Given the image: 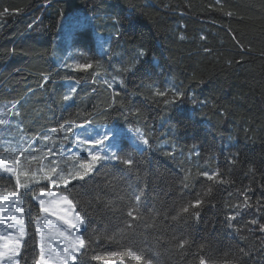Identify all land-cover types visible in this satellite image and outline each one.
<instances>
[{
	"label": "trees",
	"instance_id": "trees-1",
	"mask_svg": "<svg viewBox=\"0 0 264 264\" xmlns=\"http://www.w3.org/2000/svg\"><path fill=\"white\" fill-rule=\"evenodd\" d=\"M108 38L113 55L102 58L101 76L123 79V86L117 80L108 88L92 82L93 70L62 67L85 57L101 60L98 44ZM140 48L147 55L135 70L118 71ZM69 85L76 94L65 102ZM155 88L184 96L165 106L157 103ZM115 91L124 106L108 108ZM13 103L19 115L10 110ZM0 115L8 121L0 124L3 155V143L18 147L21 137H40L38 147L48 130L66 121L140 127L148 135L149 146L132 153L135 170L101 164L98 175L74 182L84 185L74 197L89 235H101L93 244L98 254L131 245L153 264H200L201 258L206 264H264V0H0ZM60 143L67 144L65 152L75 148ZM207 164L226 182L207 180ZM14 186V178L0 180V189ZM139 189L145 191L143 220L133 221L135 229L122 240L106 242L103 236L131 220L127 206ZM22 191L31 214H38L30 190ZM198 196L204 200L198 220L188 214L172 219ZM28 232L20 264H34L39 253L34 226ZM181 239L189 240L183 249Z\"/></svg>",
	"mask_w": 264,
	"mask_h": 264
},
{
	"label": "snow or ice",
	"instance_id": "snow-or-ice-1",
	"mask_svg": "<svg viewBox=\"0 0 264 264\" xmlns=\"http://www.w3.org/2000/svg\"><path fill=\"white\" fill-rule=\"evenodd\" d=\"M217 3H220V0H217ZM228 15H231V13H228ZM114 23L119 24V20H114ZM119 36V29H117L114 37L118 40ZM180 38L184 39L183 36ZM98 46L101 60L85 57L83 60L74 61L70 64L65 63L62 67L83 73L93 70L92 82H102L108 88H112L117 80L123 86V79L113 77L112 80H107L101 76L104 69L102 58L107 56L111 60L113 55L111 38L102 39ZM70 55L71 53H69ZM81 55H84L82 51ZM146 55L147 51L145 49H138L136 56L117 70L125 73L133 72L136 65ZM48 80L49 75H43V83H47ZM41 87H43V84ZM68 89L62 96V100L65 102L72 101L76 94L75 86L69 85ZM153 95L159 98L157 103L168 106L175 104L177 100L184 96V93L175 88L163 91L155 88ZM119 96L120 93L115 91L108 108L115 105L124 106L123 100L116 99ZM10 110L19 115L16 103L12 104ZM7 123L8 121L0 119V124ZM90 126L96 127L95 122L90 119L85 120L83 123L75 121L61 123L58 128L53 127L48 130L42 137V141L46 143L42 142L36 148H33V144L40 137H33L30 140L21 137L18 147H10L7 143L2 144V151L7 155L0 154V173L6 174L7 177H14L15 186L11 190L7 188L0 189V264H20L21 249L28 246L25 238L29 234L30 225L34 226V234L39 237V253L34 259V264H78V262L79 264H88L89 259L98 262V264H110L113 258L115 261H119V264H125L123 256L136 261L137 264H140L142 259L143 264H153L151 259L144 257L143 251L141 254H137L131 245H121L125 248V251L121 253L113 251L106 255L98 254L94 250L93 244L100 241L101 235H89L84 210L83 208L78 210L79 201L74 197V190L84 186L74 182H84L94 172L98 175V166L101 164L108 167L118 163L124 165L129 171L135 170L138 161L132 153H142L144 148L149 146L148 135L140 127L116 128L106 126H101L104 127L102 133L96 132L93 135L88 130ZM69 138H71L75 148L79 149V152L66 153L63 151L64 145L60 141ZM127 141H130L131 144H128ZM34 152L39 153V155H33ZM31 162H38V166L31 167ZM202 175L209 181L226 182L223 178H219V171L211 174L204 172ZM22 176L25 177L23 181L21 180ZM188 178V175L184 177L183 187L185 188L188 187ZM4 179L5 176L0 175V180ZM42 181H47V183L39 187L38 190L32 189L33 199L39 204V212L41 213L32 220L31 208L33 206L30 204L25 205L24 197L28 195V192L22 190L30 189L31 185H40ZM69 185H72V187H69ZM211 191L212 188L209 187L203 195L207 196ZM144 197L145 191L143 189L132 192L130 196L132 202L128 204L126 212L127 217H130L131 220H125V226L117 232L103 236L106 242L122 240L127 230L135 229L136 225L133 224V221L143 220L141 207ZM108 203L111 204L112 202ZM203 203V198L198 196L194 201L182 204L172 219H177L181 214H188L185 217L186 219L194 218L198 220L200 213L196 209H199ZM26 211H28L29 223L25 222ZM53 216L55 221L50 219ZM229 219H234V217H229ZM260 230L264 231V226H261ZM91 231L94 232L95 230L92 229ZM53 233L58 238L55 240V251H53ZM187 244H189L188 239H181L178 247L183 249ZM200 264H206V261L201 258Z\"/></svg>",
	"mask_w": 264,
	"mask_h": 264
},
{
	"label": "rangeland",
	"instance_id": "rangeland-1",
	"mask_svg": "<svg viewBox=\"0 0 264 264\" xmlns=\"http://www.w3.org/2000/svg\"><path fill=\"white\" fill-rule=\"evenodd\" d=\"M0 117H1V115H0ZM114 127H116V128H121V127H119V126H114ZM90 132H92L93 133V135H95V133L96 132H103L104 131V127H101V128H99V127H94V128H92L91 126L89 127V129H88ZM79 131V130H78ZM71 140H67V143H69ZM72 142V141H71ZM66 146H67V144H66ZM66 146H64L63 147V151L65 152V148H66ZM37 146H36V144H34L33 145V148H36ZM70 151L69 152H73V151H75V152H79L78 150H76L75 148H70L69 149ZM66 153H68V152H66ZM33 155H39V153H36V152H34V153H32ZM71 163V162H70ZM26 166H27V162H26ZM31 167H33V168H35V167H37L38 166V162H31V165H30ZM204 170H205V172H209L210 174H211V172H212V167H211V165L210 164H207L206 166H204V168H203ZM0 175H3V176H5L6 178H14V177H7L6 176V174H3V173H0ZM14 180H15V178H14ZM45 183H47V181H42L41 182V184L40 185H31V187H30V197L32 198V200H33V202H34V204L35 205H37L38 206V209H39V204L33 199V195H34V193L32 192V189H39V187H42ZM12 189V188H11ZM11 189H9V190H11ZM24 203H25V205L27 206V205H29L28 204V202H26V201H24ZM37 215H41V213L39 212L38 214L36 213V214H31V218H32V220H34L35 219V217L37 216ZM50 219L51 220H53V221H55V217L53 216V217H50ZM25 222L26 223H29V215H28V211H26L25 212ZM82 231H83V229H82ZM53 235V251H55V247H56V244H55V240L56 239H58L56 236H55V234L53 233L52 234ZM37 240H38V244H39V237L37 236ZM38 250H39V247H38ZM110 264H119V261H112V262H110Z\"/></svg>",
	"mask_w": 264,
	"mask_h": 264
}]
</instances>
